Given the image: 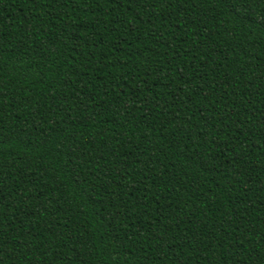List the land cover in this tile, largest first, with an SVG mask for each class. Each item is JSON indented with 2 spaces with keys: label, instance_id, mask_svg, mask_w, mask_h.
<instances>
[{
  "label": "trees",
  "instance_id": "trees-1",
  "mask_svg": "<svg viewBox=\"0 0 264 264\" xmlns=\"http://www.w3.org/2000/svg\"><path fill=\"white\" fill-rule=\"evenodd\" d=\"M0 264H264V0H0Z\"/></svg>",
  "mask_w": 264,
  "mask_h": 264
}]
</instances>
